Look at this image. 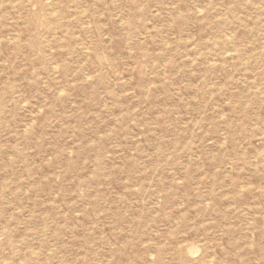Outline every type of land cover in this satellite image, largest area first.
I'll return each mask as SVG.
<instances>
[{
	"label": "rangeland",
	"instance_id": "obj_1",
	"mask_svg": "<svg viewBox=\"0 0 264 264\" xmlns=\"http://www.w3.org/2000/svg\"><path fill=\"white\" fill-rule=\"evenodd\" d=\"M0 264H264V0H0Z\"/></svg>",
	"mask_w": 264,
	"mask_h": 264
}]
</instances>
